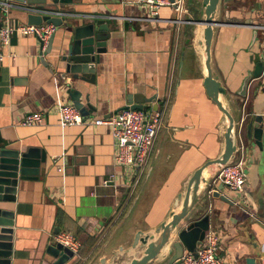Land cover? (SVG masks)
<instances>
[{
  "label": "crops",
  "instance_id": "1",
  "mask_svg": "<svg viewBox=\"0 0 264 264\" xmlns=\"http://www.w3.org/2000/svg\"><path fill=\"white\" fill-rule=\"evenodd\" d=\"M182 1L180 11L162 8L158 21L138 19L147 14L144 0H73L56 6L49 1L47 8L69 16L106 18L111 38L95 83L63 79L60 70L45 64L48 56L42 58L35 35H12L13 55L0 62V147H38L47 155L39 178L21 180L15 202H0L15 212L13 264H52L48 245L62 231L78 232L83 250L66 264H102L103 259L105 264H129L143 253L132 247L137 232L154 230L181 211L179 195L194 171L222 152L225 115L204 87L206 57L200 41L205 25L197 21L205 19V6L203 0ZM9 17L13 24L28 21L17 8ZM215 20L212 72L227 90L223 100L242 133L248 182L238 195L250 205L238 198L234 203L232 193L228 200L209 197L219 169L211 165L202 175L198 211L210 213V228L222 236L218 256L223 264H247L251 257L264 262V135L262 147L244 137L246 120L260 115L264 125V72L253 76L264 45V30L258 27L264 24V0H221ZM63 32L57 27L55 44ZM67 83L82 91L85 104L90 97L96 107L91 120L121 110L130 94L138 100L155 97L149 109L158 104L163 122L144 168L115 165L108 125H60V105L72 102ZM31 112H42L45 120L23 125ZM212 137L216 152L209 155ZM163 257L149 264H166Z\"/></svg>",
  "mask_w": 264,
  "mask_h": 264
},
{
  "label": "water",
  "instance_id": "2",
  "mask_svg": "<svg viewBox=\"0 0 264 264\" xmlns=\"http://www.w3.org/2000/svg\"><path fill=\"white\" fill-rule=\"evenodd\" d=\"M20 3L35 4L38 7H47L49 1L55 6L58 4L72 3L73 0H13ZM221 0H203L206 17L197 21L205 25L202 31V50L205 54V67L207 73L204 78V87L207 95L217 104L227 119V126L224 132V147L222 152L214 159L206 161L202 166L194 171L190 177L186 190L179 195V201L183 202L181 211L173 213L171 219L163 221L154 230L143 232L138 231L133 242L134 249H142L141 256L131 260L129 264H149L157 260L163 254L166 264H181V257L185 250L197 255L198 242L204 240L206 232L210 228L211 215L206 213L201 215L198 205L201 201L199 191H201L202 175L211 165L219 167L231 163L237 157L240 150V142L244 143L240 131H237L234 115L227 107L223 96L227 93L226 88L213 76L212 72V42L214 37L215 14ZM227 2L228 0H224ZM29 23L40 24L43 21L53 22L58 28L63 27L64 32L57 44L56 32L52 35L48 49L44 52V59L47 66L60 70L61 77L70 78L74 82L86 81L95 83L97 78V65L101 63L102 56L108 52V40L111 38L110 26L104 17H96L88 21L85 16H41L39 14H27ZM71 17V18H69ZM1 20V13H0ZM2 22L0 21V26ZM54 47H56L54 49ZM44 58V57H42ZM264 63H256L253 76L258 78L262 75ZM66 92L74 105L85 117L91 116L96 110L86 96V101H82L83 93L72 83H67ZM155 97L136 99L133 95L128 96V105L123 108L142 109L146 111ZM158 104L154 105V109ZM122 108V109H123ZM246 135L244 137L254 139L256 144L262 147L264 125L262 117L257 115L255 119L245 121ZM250 144V143H249ZM47 161L46 151L38 147H30L27 150L0 147V202H15L17 187L21 180L38 179L41 173L42 164ZM224 186L220 185L219 189ZM213 197H220L228 200V197L220 191H214ZM264 208V207H263ZM264 219V213L261 215ZM186 224L179 226L183 221ZM15 224V212L7 208L0 207V264H13V226ZM59 230V229H57ZM176 232V240L172 241ZM170 245V247H169ZM48 253L55 258L52 264H66L75 256V253L68 247H64L60 242L48 245ZM262 257H251L247 259V264H264ZM115 262V261H114ZM102 264L106 263L103 259Z\"/></svg>",
  "mask_w": 264,
  "mask_h": 264
},
{
  "label": "built area",
  "instance_id": "3",
  "mask_svg": "<svg viewBox=\"0 0 264 264\" xmlns=\"http://www.w3.org/2000/svg\"><path fill=\"white\" fill-rule=\"evenodd\" d=\"M182 3V0H144L147 14H143L138 19L158 21L160 20V10L162 8L173 6L176 10L180 11L182 10ZM13 8L25 9L27 14H39L50 17H67L69 13L59 9L38 7L35 4L0 0V11L6 17V22L1 21L2 24L0 26V62L4 61L7 56L13 55L9 53V48L11 46L12 35L15 32L22 35H35L40 40L42 57H44V51L49 46L51 37L57 30V26L49 21H43L40 24L29 23L28 21L13 24L10 22L9 17V12ZM258 27L264 30V24L258 25ZM6 49H8L7 52ZM260 61L264 63V45L260 53ZM59 113L60 125L62 127L92 123L95 125H108L114 137L116 149L114 156L115 165L126 166L136 171L144 168L148 163L152 146L163 122V113L159 109L153 108H148L144 111L128 107L116 111L107 117L91 120L90 116H83L74 103L68 101L60 105ZM44 120L45 115L42 112H31L23 117L21 123L23 125H37ZM242 148L240 147L235 160L223 165L217 173L213 184L211 183V187L208 190L209 197H212L214 191H220L226 196L229 193H245L248 182L247 164L245 163L247 157L244 155ZM58 171L64 173V166H58ZM111 176L115 179L117 175L114 172ZM220 185L224 186L222 190L219 189ZM234 203H237V200H234ZM244 211L247 210L244 209ZM251 217H255V215L251 213ZM55 240L56 242H60L64 247L71 249L75 255L80 251L81 242L70 231L58 233L55 236ZM221 244L222 236L220 232L209 228L204 240L200 241V244L197 246V255L190 251L184 252L181 257V264H223V261L218 256Z\"/></svg>",
  "mask_w": 264,
  "mask_h": 264
},
{
  "label": "rangeland",
  "instance_id": "4",
  "mask_svg": "<svg viewBox=\"0 0 264 264\" xmlns=\"http://www.w3.org/2000/svg\"><path fill=\"white\" fill-rule=\"evenodd\" d=\"M3 21L6 22V18H4ZM213 124H214V122H213ZM241 134H242V133H241ZM206 151H209V152H208L209 155H212L214 152H216V140H215L213 137L210 138V140L208 141ZM239 158H241V156H239ZM245 163H246V164L248 163L247 159H245ZM232 194H234L235 199H236V200L239 199V200L243 203V205H250V203L248 204L247 202L244 201L245 198L243 197V195H238L237 193H232ZM237 198H238V199H237ZM263 213H264V212H263ZM260 217H261V216H260ZM262 220L264 221V219H262Z\"/></svg>",
  "mask_w": 264,
  "mask_h": 264
},
{
  "label": "trees",
  "instance_id": "5",
  "mask_svg": "<svg viewBox=\"0 0 264 264\" xmlns=\"http://www.w3.org/2000/svg\"><path fill=\"white\" fill-rule=\"evenodd\" d=\"M74 235H75V237L79 240V238H78V232H76V233H73ZM80 241V240H79ZM81 250H82V247H81ZM83 251V250H82ZM81 252V251H80Z\"/></svg>",
  "mask_w": 264,
  "mask_h": 264
},
{
  "label": "bare ground",
  "instance_id": "6",
  "mask_svg": "<svg viewBox=\"0 0 264 264\" xmlns=\"http://www.w3.org/2000/svg\"><path fill=\"white\" fill-rule=\"evenodd\" d=\"M225 124H226V126H227V124H228L226 117H225Z\"/></svg>",
  "mask_w": 264,
  "mask_h": 264
}]
</instances>
